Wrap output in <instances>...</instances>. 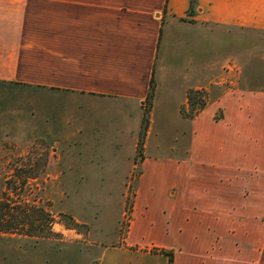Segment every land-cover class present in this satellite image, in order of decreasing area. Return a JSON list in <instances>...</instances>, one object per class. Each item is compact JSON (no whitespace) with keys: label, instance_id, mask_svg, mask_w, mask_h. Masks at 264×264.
Wrapping results in <instances>:
<instances>
[{"label":"crops","instance_id":"1","mask_svg":"<svg viewBox=\"0 0 264 264\" xmlns=\"http://www.w3.org/2000/svg\"><path fill=\"white\" fill-rule=\"evenodd\" d=\"M152 78L173 142L144 156L122 244L78 264H264V0H0V84L140 114Z\"/></svg>","mask_w":264,"mask_h":264},{"label":"rangeland","instance_id":"2","mask_svg":"<svg viewBox=\"0 0 264 264\" xmlns=\"http://www.w3.org/2000/svg\"><path fill=\"white\" fill-rule=\"evenodd\" d=\"M53 96L0 84V194L14 175L35 178L24 197L52 215L56 234L37 240L0 233V264H78L81 251L95 262L93 253L120 246L144 156L173 142L158 109L146 131L145 110L138 114L131 104ZM168 120L177 127L175 116ZM71 221L77 226L69 229Z\"/></svg>","mask_w":264,"mask_h":264},{"label":"trees","instance_id":"3","mask_svg":"<svg viewBox=\"0 0 264 264\" xmlns=\"http://www.w3.org/2000/svg\"><path fill=\"white\" fill-rule=\"evenodd\" d=\"M155 95V81L152 78L150 90L145 101L147 107L145 110V130L148 129V117ZM208 94L205 90H189L187 92V105L180 109L181 116L186 119H193L200 114L208 105ZM147 117V119H146ZM33 177L22 179L13 176L6 182L7 191L0 195V233L9 235H18L31 239H51L56 236L52 230L54 220L52 215L42 206L36 204L34 200H28V185ZM26 189V190H22ZM21 191H24L21 193ZM24 195L26 197H24ZM77 224L71 221L67 228L76 227ZM173 260V254L162 251Z\"/></svg>","mask_w":264,"mask_h":264}]
</instances>
